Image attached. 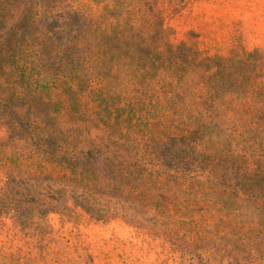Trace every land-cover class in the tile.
<instances>
[{"label": "rangeland", "instance_id": "374dc122", "mask_svg": "<svg viewBox=\"0 0 264 264\" xmlns=\"http://www.w3.org/2000/svg\"><path fill=\"white\" fill-rule=\"evenodd\" d=\"M0 264H264V0H0Z\"/></svg>", "mask_w": 264, "mask_h": 264}]
</instances>
